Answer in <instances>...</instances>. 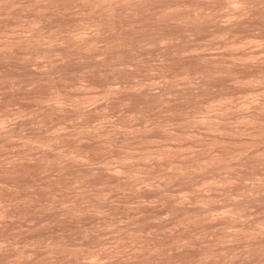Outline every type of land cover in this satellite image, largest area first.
Masks as SVG:
<instances>
[{"label": "bare ground", "instance_id": "1", "mask_svg": "<svg viewBox=\"0 0 264 264\" xmlns=\"http://www.w3.org/2000/svg\"><path fill=\"white\" fill-rule=\"evenodd\" d=\"M77 6L82 16L68 20L64 12ZM17 8L31 11L29 18L23 19L26 13ZM60 15L66 23L72 20L70 25L61 24L65 17ZM154 58L159 60L154 63ZM37 59L59 63L30 71ZM17 63H29V69ZM0 64V264H22L23 257L27 264H93L105 251L101 241L96 244L100 250L93 249L101 233L79 223L107 206L104 200L114 190L156 198L161 210L137 204L136 211L133 206L134 215L128 216L132 228L113 226L110 215L119 209L104 214L112 219L98 221V227L103 223L104 230L114 228L118 235L115 248L112 242V251L107 246L108 254L129 247L124 259L129 264H264V0H0ZM145 71L162 81L160 91L148 89L151 77L137 78ZM20 98L32 100L35 109L28 104L31 110L26 111L19 104L14 109L21 110L9 113ZM98 99L107 101L98 102L103 110ZM242 105L250 109L242 111ZM108 107L126 109L119 113L124 116L105 123L110 114L101 111ZM24 115L33 130L26 123L22 127L31 132L11 122L17 128L7 127L13 117ZM73 120L79 126L76 121L71 136L64 133L69 125L64 123ZM95 120L105 125H92ZM120 132L123 136L116 137ZM15 141L26 150L21 154L16 147L13 153L19 154L16 159L8 155L9 160L5 148ZM50 148L57 151L50 153ZM27 150L41 152L34 158L28 151L31 161L30 154L24 155ZM96 162L99 168L89 167ZM63 163L77 168L69 170ZM59 165L67 171H59ZM49 166L63 173L51 180L45 174L42 181L35 177ZM29 169L35 171L27 174L30 179L24 174ZM23 174L28 180L21 179ZM174 186L184 197L173 193ZM71 188L79 192L71 190L70 200ZM219 199L225 206L217 205ZM56 206L58 213L49 211ZM252 208L263 214L250 218ZM164 212L172 217H163L172 221L170 227L159 220ZM25 219L36 221L33 225L42 232L54 226L62 231L80 219L74 224L82 227L81 240L94 241L93 247L81 241L83 250L77 243L69 249L81 233L72 225L73 233L57 228L60 237L49 234L51 228L48 239L46 232L36 236L31 224L35 235L26 238L32 235L28 232L22 240L23 231H17ZM69 232L76 236L65 237ZM65 238L72 243L67 240V245ZM30 247L36 259L26 254ZM36 248L46 249L41 258ZM172 249L179 253L169 257Z\"/></svg>", "mask_w": 264, "mask_h": 264}, {"label": "rangeland", "instance_id": "2", "mask_svg": "<svg viewBox=\"0 0 264 264\" xmlns=\"http://www.w3.org/2000/svg\"><path fill=\"white\" fill-rule=\"evenodd\" d=\"M70 8H71V7H70ZM79 8L81 9V7H78V6H77V7H73V8H72L73 10H72V9H69V10L67 9L68 14H67V11H65V12H64V15L67 17L68 20H70V19H72V18L75 20V19L79 18V16L81 15V14H79V13H80V9H79ZM16 10H20V9L17 8ZM81 10H82V9H81ZM20 11H21V10H20ZM27 11H28V10H27ZM27 11H25V10H24V11H23V10L21 11V12H23V14L26 13V15H27V16H26V15L24 14L23 19H24L25 17H26V19L29 18L28 16H29V14L31 13V11H30L29 14H28ZM32 12H33V11H32ZM69 12H71V13H69ZM81 12H83V11H81ZM65 13H66V14H65ZM23 14H21V15L23 16ZM32 14H33V13H32ZM32 14H31V15H32ZM31 15H30V18L32 17ZM76 15H77V16H76ZM65 16L60 15V17H65ZM70 16H71L72 18H71ZM81 16H82V15H81ZM66 17H65L64 19L61 18L62 21H60V18H59V17H58L56 20H57V22L60 21V23L64 25V23H63L64 20H65V23H66V20H67ZM58 19H59V20H58ZM10 20H11V19H9V21H10ZM68 20H67V21H68ZM71 21H72V20H71ZM71 21H70V22H71ZM11 22H13V20H12ZM70 22H69V23H70ZM67 23H68V22H67ZM67 23H66V24H67ZM69 23H68V24H69ZM69 25H70V24H69ZM67 26H68V25H67ZM16 30H17V29H16ZM206 39H207V40H206ZM207 41H208V38H205V40H204L203 42H207ZM53 58H54V57H53ZM54 59H57V58H54ZM155 59H156V60H155ZM47 60H50V59H47ZM47 60H44V59H37V60L34 61V62L32 61V64H31L30 66H29V63H28L27 66H29L31 69H29V67L26 68L27 66H26V67L21 66L22 63H21V64H20V63H17V64H20V67H21V68H25L26 70L29 69L30 71H35L36 69H41V68H42L41 66L46 67L47 65H49V64H48L49 61L47 62ZM158 60H159V59H158ZM158 60H157V58H154V63H155V61H158ZM51 61H52V63H51L50 65H52L53 63H56V62H57V60H54V61H53V59H52ZM46 62H47V64H46ZM30 63H31V62H30ZM36 63H38V64H36ZM57 63H59V61H58ZM57 63H56V64H57ZM157 63H158V62H157ZM0 65H1V64H0ZM22 65H25V64L23 63ZM45 65H46V66H45ZM50 65L48 66V69H50ZM14 66H15V65H14ZM37 66H38V67H37ZM52 66H54V65H52ZM20 67H19V68H20ZM36 67H37V68H36ZM77 67H78V66H74L73 68L77 69ZM7 68H8V67H7ZM12 68H13V64H12ZM21 68L18 69V67H17V65H16V69L19 70V73H21V71H20V70H22ZM33 68H35V70H34ZM46 68H47V67H46ZM8 69H11V67H9ZM14 69H15V68H14ZM14 69H12V70H13L14 72L18 73V71H15ZM44 69H45V68H44ZM41 70H42V69H41ZM41 70H40V71H41ZM47 71H48V70H47ZM22 72H23V71H22ZM25 72H26V71H24V73H25ZM43 72H44V71H43ZM147 73H148V72L145 71V72L142 73V75H140V77H137V78H138L139 80H141V79H143V78H144V79H145V78H146V79H149L148 77H151L150 80H149V82H148V85H147V86H148V89H151L150 91H153V92L160 91V90H161V87L164 85V84L162 83V81L160 82L159 79L157 78V76L150 75V74H153V73H148V74H147ZM153 76H154V77H153ZM137 78H135L136 80L134 79L133 81H135V82L139 81ZM130 79H132V78H130V77L128 78L129 82H130ZM144 79L141 80V81H145V80H146V79H145V80H144ZM99 80H101V79L99 78ZM101 81H102V80H101ZM131 81H132V80H131ZM133 81H132V82H133ZM152 81H153L154 83H152ZM71 82H72V79H71ZM99 82H100V81H99ZM161 83H162L163 85H162ZM149 84H150V85H149ZM153 84H154V85H153ZM157 84H158V85H157ZM151 85H152V86H151ZM160 86H161V87H160ZM155 87H159V88H156V89H157V90H156V89H154ZM152 88H153V89H152ZM162 88H163V87H162ZM159 89H160V90H159ZM96 90H97V89H96ZM96 90H94V91H96ZM25 91H26V90H25ZM73 91H74V90H73ZM78 91H80V90H78ZM78 91L75 90L76 93H77ZM22 92H23V94H24V91H22ZM72 93H73V92H72ZM80 93H81V91H80ZM23 94H21V95H23ZM74 94H75V93H74ZM78 94H79V93H78ZM20 99H21V98H20ZM15 100L18 101V102L16 103V101H15V103L13 102V104H11V105L9 106L8 109H10V111L7 110L9 113H12L11 111H15V110H16V112H17V111L21 110V108H20L19 110L14 109L15 107H16V108H19V107H23V108H24V107H27L28 104H29V102L32 101V100H28V99H27V101H26V99H23V100H22V99H21V100H19V99H18V100L15 99ZM102 100H103V99H98V100H97L96 103L98 104V106H97L96 103H95L96 105L93 104V105H91V106H93V107H94V106H97V107H99V108L101 107L100 109H102V105L107 104V101L104 103V102H103L104 100H103V101H102ZM20 101H23V102H20ZM98 102H99V103H100V102H101V103L103 102V104H102V105H101V104L99 105ZM26 103H27V104H26ZM15 104H16V105H15ZM19 104H23V105H19ZM31 104H32V103H31ZM33 104L36 105V106L38 105V104H35V102H33ZM18 105H19V107H18ZM26 105H27V106H26ZM29 106H30V104H29ZM108 106H110V105L108 104ZM245 106H246V107H245ZM30 107L32 108L33 105H31ZM30 107H27V108H28L29 110H31ZM38 107H39V105L37 106V108H38ZM93 107H92V108H93ZM110 107H111V106H110ZM243 107H244V108H243ZM247 107H248V105H242V106H241V110H242V111H247V110H249L250 108H249V107L247 108ZM23 108H22V110H23ZM27 108H24V110L27 109ZM37 108H36V109H37ZM94 108H96V107H94ZM99 108H98V110H100ZM242 108H243V109H242ZM12 109H14V110H12ZM28 109H27L26 111H28ZM32 109H35V108H32ZM120 109H121V108H120ZM120 109H119V108H114V107H112V109H110V108L108 107V109H107V108L105 109L106 112L101 111V113H104V114L106 113L107 117L110 116V117H109L110 119L107 118L106 120H104L105 123H107L109 120L111 121V122L109 121L110 123H112L113 120H114V122H115V121H116L115 118H116L117 114L119 115V113H123V112L126 110V109H122V110H120ZM98 110H97V112L99 113L100 111H98ZM102 110H103V109H102ZM115 110H116V111H115ZM26 111H25V112H26ZM117 111H118V112H117ZM0 112H1V111H0ZM97 112H96V113H97ZM149 112H150V111H149ZM149 112H147V113L149 114ZM1 113H3V112H1ZM14 113H15V112H14ZM14 113H13V114H14ZM107 113H109L110 115L107 114ZM114 113H115V114H114ZM126 113H127V112H125L124 114L127 115ZM154 113H155V111H154V112L151 111V114H152V115H154ZM23 114H24V113H23ZM148 114H147V115H148ZM151 114H149L148 116H152ZM26 115H27V113H26ZM26 115H24L25 117H21V116H20L21 118L19 117V119H18V117H17L16 119L13 117V118L7 123V127H12L11 125H14V126H15V125H16V126L19 125V126H20L22 121H24V122H23V124H22L20 127L18 126V128H17V127H12V128L20 129L22 126L24 127V126H25L24 123H26V121L28 120V119L26 118ZM108 115H109V116H108ZM119 116L121 117V116H124V115L122 114V115H119ZM27 117H28V116H27ZM29 117H31V116H29ZM24 118H26V120H24ZM118 118H119V117L117 116V119H118ZM22 119H23V120H22ZM30 119H31V118H30ZM17 120H18V122H17ZM20 120H21V121H20ZM107 120H108V121H107ZM14 121H15V122H14ZM28 121H29V120H28ZM74 121H75V122H74ZM76 121L78 122L77 124H78V126H79V121H78V120H73V122H71V121H68V122H67V121H66V122L64 123V125H65V126H66V124H69V125H67L66 128H64V130H65L64 133H65L66 131H67L68 133L70 132V134H71V132H74L73 130H75L74 128H76V126H77ZM99 121H100V123H99ZM10 122H11V125L9 126L8 124H10ZM16 122H17V123H16ZM97 122H98V123H97ZM102 122H103V121H102ZM102 122H101V120H95V121L93 122L92 125L97 126V125H95L96 123H97V124H103V125H105V124L102 123ZM109 122H108V123H109ZM14 123H15V124H14ZM27 123H28V122H27ZM27 123H26L25 128H27V127L29 128V126H30V128H31V125H29V124H27ZM28 125H29V126H28ZM72 125H73V126H72ZM106 125H108V124H106ZM74 126H75V127H74ZM23 127H22V128H23ZM63 127H64V126H63ZM25 128H23L22 130H24ZM30 128H29V129H30ZM32 128H33V127H32ZM78 129H79V128H77L76 130L78 131ZM30 130H33V129H30ZM69 130H70V131H69ZM24 131H26L27 133H28V132H31V131H28V130H26V129H25ZM74 133H75V132H74ZM74 133H73V136L75 135ZM65 134H67V133H65ZM120 134H122V133H121V132H120V133H117V134H116V137H118V136H119V137H120V136L122 137V136H123V134H122V135H120ZM71 136H72V134H71ZM119 137H118V138H119ZM121 137H120V138H121ZM86 138H87V136H86ZM73 139H74V138H73ZM84 139H85V138H84ZM84 139H82V140H84ZM76 140H77V139H76ZM76 140H75V141H76ZM79 140H80V139H79ZM16 141L19 142V140H16ZM16 141H15V142H16ZM87 141H88V140H86V142H87ZM15 142H14V143L12 142V144H11L9 147H6V148H5V152H7L5 155H7V158H8V155H11V158H12V159H14V158L16 159V156L19 154V152H18V154H17V152H15V155H14V153H13V152H14V149H15L16 147H17V148H16L15 151H17V150L19 151V149H20V153H21V154L23 153V151L26 150V149H25V150H21L20 145H21L22 143L19 145L20 142H19V143H17V142L15 143ZM77 142H78L77 144L79 145V141H78V140H77ZM86 142L83 141L82 144H84V143H86ZM88 142L91 143L92 141L89 140ZM17 144H18L19 146H18ZM54 144H55V143H54ZM54 144H52L53 147H55V145H56V146H59V144H55V145H54ZM82 144H81V142H80V145H82ZM13 147H14V148H13ZM21 147L24 149V146H23V145H21ZM11 148H12V149H11ZM55 148H56V147H55ZM6 149H8V150H6ZM9 149H10V150H9ZM11 150H12V151H11ZM57 150H58V147H57ZM57 150H56V149L53 150V149L50 148L48 152L53 153V151L56 152ZM28 151H30V150H27V152H24V155L27 153L26 155L28 156L30 153H32V155H34L33 157L35 158V155L37 154V151H38V150H36V153H35V152L33 153V152H32L33 150L30 151V153H29ZM39 151H40V150H39ZM39 151H38V152H39ZM1 152H2V151H1ZM5 152L3 151V153H5ZM40 152H41V151H40ZM16 154H17V155H16ZM39 154H40V153H38V156H39ZM30 155H31V154H30ZM30 155H29L28 157H29V158L31 157V161H33L34 158H32V155H31V156H30ZM12 156H14V158H13ZM38 156H37V158H38ZM2 157H5L4 154L2 155ZM11 158H10V159H11ZM3 159H4V158H3ZM8 159H9V158H8ZM10 159H9V160H10ZM35 160H36V159H35ZM7 161H8V160H7ZM97 164H98V162H96V163L93 164V165L90 164L89 167H97V166H98V168H99V164H100V163H99L98 165H97ZM63 165H64V163H63ZM63 165H61V166L59 165V168L61 167L60 169H59L57 166H55V168H54V166H53V168H52L51 166H49V167L47 168V170H45V172H43V173H38V175H36L35 177H37L38 179L41 178V179H40L41 181H42V180H45V179H43V178L46 177V176L48 177V179H50L49 177H51V178H57V177H58L57 175H60V173H63V172H62V171H63L62 169L65 168L66 171H67L68 168H70L69 170H72L73 168H74V169L77 168V166H75V165H73V167L71 166L72 168H71V167H68L69 163H65L66 167H68V168L64 167L65 165H64V166H63ZM96 165H97V166H96ZM69 166H70V165H69ZM84 166L87 167L88 164H87V166H86V165H84ZM56 167H57V168H56ZM100 167H102V166H100ZM87 168H88V167H87ZM55 169H59V171H60V170H62V171L59 173L58 170H55ZM88 169H90V168H88ZM92 169L94 170L95 168H92ZM27 170H28V169H27ZM29 170H31V171H30V172L28 171V173L26 172V173H24V174L27 175V174L32 173V171H34L33 169H29ZM52 171H53V172H52ZM66 171H64V172H66ZM95 171H96V169H95ZM34 172H35V171H34ZM48 172H49V173H48ZM51 172H52V173H51ZM57 172H58L59 174H58ZM24 174L21 175V176H22L21 179H22V178L27 179L28 177H29L28 179H30V176H31V175H30V176L27 175V178H26V176H25ZM35 174H36V173H35ZM43 174H45L44 177H43V178L40 177L41 175L43 176ZM46 174H49L50 176H49V175H46ZM53 175H54V176L56 175L57 177H56V176L54 177ZM23 176H25V177H23ZM38 176H39V177H38ZM28 179H27V180H28ZM50 180H51V179H50ZM52 180H53V179H52ZM41 181H39V182H41ZM39 182H38V183H39ZM72 187H73V186H72ZM176 187H178V186H174V187H173V193H174L175 195L177 194V197L179 198V197L181 196L182 193H180V191L177 190ZM178 188H179V187H178ZM175 189H176V191H175ZM71 190L79 192V191H78V188H77V190L74 189V188H71V189L69 190L70 192H67V194H68V193H71V194H70L71 197H69L70 195H68V197H69L68 199H70V198L73 199V196H72V195H73V194H72L73 191L71 192ZM134 193H135V192H134ZM134 193L132 194L131 192H126V191H125V193H124L123 191L120 192V190H117V191L114 190V191L110 192V195H109V194L107 195V199H106V200H107V201H106L107 203L105 204V200H104V203H103V205H107V204H108L109 207H107L108 205H107V206H104V208H103V206H101V208H102L101 211H102V212H100V209H101V208H100V209L98 208V209H99V212H97V211H95V212L92 211V212H89V214L87 213V215H85L84 218H82V220H83V221H81L82 223H81V222L79 223L80 219L76 222V223H79L80 225L82 224V226H83L84 223H86L87 226L85 225V226H83V227H86V229H90V228L93 229V228H94V230H96L95 233H96L97 235H99V233H101L100 236H99L101 240H97V241H96L97 243L94 242V241L88 240V239L84 240V241H85V242H84V241H83V237H82V240H81L82 231H81L80 229H82V227L78 228V225H79V224H78V225H75V224H76L75 222H74L75 224L72 222L73 225H72L70 222H69V223H66L67 225L70 224V225H72L73 227H76V226H77L76 229H78V230L81 231V233H79V232H77V230L75 229L76 231H75L74 233L77 232L76 235L79 236V234H80V236H79V238L76 237L78 240H76V238H75V241H72L74 244H73V243L71 242V240H69V239L74 238L73 236H76V235H73V234H72L73 236H72V238H71V237H70V234H71L70 232H69L68 234H65V237H67V235H69V236H68L69 239H66V238H65V239H66L65 242L68 240V241H70V242L72 243V245H71L72 247H69V246H68L69 249L74 248L73 246L76 245V243H77V246H78V244L80 245L81 241H83L82 243H84V244L86 243V244H85L86 247H87V245H90V247H91L92 244H93V242L95 243V244H93V246H94V245L100 243V241H101V243L104 244V245H101V246H104V249H103L102 247H101V249H102V251L105 250V251H103V252H105V253L102 252V253H101L102 255H100V253H98V254H99V255L97 256L98 258H97V257H96L97 259L94 258L95 261L92 260V261H93V264H97V263H98V264H118L121 260L123 261L125 258L127 259L128 255H129L130 252H131L130 250H129V251H126V249L128 250L129 247H128V248H125V252L123 251L124 249L121 250V251H122V253L120 252L121 254H119V251H118V250L114 249L112 253H114V255H116V256L112 255L111 252H109V254L106 253L107 251H109L108 247L110 248V246H111V244H112L113 242H115V243L117 242V241H116V240H117L116 238H117L118 235L116 234V232H115L114 234L112 233V232H114V228H113V231H111V230H112L111 227H110L111 230H110V229H105V230H104V228H103L104 224H103V223H102L103 226H102V225H100V227H98V226H99L100 222L104 221V220H102V219H105V217H106V216L104 217V214H107V213H108V215H109V214H112V213H114V212H113L114 209H115L116 211H118L117 209H119V212H117L116 214L114 213V215H110V216H114V219H112V217H111V218H110V217H107V218H109V220L112 219V222L114 221V222H113V223H114L113 226H114L115 224H117V225H118L117 227H120V228H121L122 226L125 227V226H129V225H130L129 221L131 220V218H130V217L132 216L131 213L134 215V213H133V208H135L137 204L139 205V207H141L140 205H142V207H141L142 209H147L146 207H148V209H150V208H152V207H153V208H156V206H160V203H159L158 201L156 202V198H155V199H153V198H148V197L143 198V196H142L141 198L138 196L139 199L137 198V196H136V198H133L135 195H138L137 193L134 195ZM130 194H131V195H130ZM122 195H123V196H122ZM124 195H125V196H124ZM128 195H130V196H128ZM132 195H134V196L131 197ZM179 195H180V196H179ZM110 196H111V197H110ZM121 196H122V197H121ZM173 196H174V195H173ZM182 196L184 197L183 194H182ZM182 196H181V197H182ZM115 197H116L117 199H116ZM125 197H126V198H125ZM129 197H130V198H129ZM175 197H176V196H175ZM177 197H176V198H177ZM64 198H65V197H64ZM113 198H115V199H113ZM68 199H67V196H66V200H65V201H67ZM70 200H71V199H70ZM120 200H121V201H120ZM129 200H131V201H129ZM133 200L136 201V202H134ZM137 200H138V201H137ZM141 200H142L143 202H142ZM219 200H220V201H218L217 205L220 206V205L222 204L220 207L225 206V202H224V200H222V201H221V199H219ZM110 201H111V202H110ZM184 201H185V202H184ZM184 201H183V202L186 203V200H184ZM68 202H71V201H68ZM114 202H115V203H114ZM187 202H188V201H187ZM127 203H128V205H127ZM156 203H159V204L156 205ZM66 204H67V203H66ZM68 204H70V203H68ZM68 204H67V205H68ZM111 204H113L114 206L112 207ZM118 204L121 205L120 207H122V208H120ZM122 204H124L125 206L122 205ZM143 204H144V205L146 204V205L144 206L145 208H143ZM154 204H155V207L153 206ZM186 204H187V203H186ZM129 205H130V206H129ZM147 205H152V207L147 206ZM58 206H59V205H58ZM110 206H111V207H110ZM115 206H117V208H115ZM133 206H134V207H133ZM56 207H57V206H56ZM123 207H125V209H124ZM130 207H131V208H130ZM132 207H133V208H132ZM149 207H150V208H149ZM60 208H62V207L59 206V209H60ZM107 208H108V209H107ZM109 208H110V211H111V212H110V211L107 212V210H109ZM112 208H113V209H112ZM126 208H127V210H126ZM256 208H257V207H256ZM258 208H259V207H258ZM54 209L57 210L58 207H57V208H53L52 210H49V211H50V212H51V211H54ZM59 209L57 210L58 212L61 211V209H60V210H59ZM106 209H107V210H106ZM111 209H112V210H111ZM121 209H122V210H121ZM135 209H136V208H135ZM158 209L161 210V206H160V207H157L156 211H158ZM223 209H225V208H223ZM223 209H222V210H223ZM254 209H255V208L250 209V218H252V217L255 218V216L258 217V216H260V214H261V215L263 214V211H262V210H261L262 212L260 213V210H257V211H256V210H254ZM103 210H104V211L106 210V211L104 212ZM120 210H121V211H120ZM123 210H124V211H123ZM125 210H126V211H125ZM222 210H221V211H222ZM57 211H54V213H56ZM116 211H115V212H116ZM128 211H129V212H128ZM131 211H132V212H131ZM136 211H137V209H136ZM136 211H135V212H136ZM154 211H155V210H154ZM221 211H219L218 213H220ZM252 211H254V212H252ZM58 212H57V213H58ZM109 212H110V213H109ZM162 212H163V211H162ZM222 212H223V211H222ZM52 213H53V212H52ZM91 213H92V214H91ZM102 213H103V214H102ZM259 213H260V214H259ZM48 214H49V212H48ZM98 214H99V215H98ZM101 214H102V215H101ZM125 214H126V215H125ZM129 214H130L131 216H130ZM115 215H116V216H115ZM90 216H91V217H90ZM102 216H103V217H102ZM128 216H130V217H128ZM164 216H167V217H165L166 219L170 217V216L168 217V215L166 214V212H164V213L161 214V217H160L161 219H159V220H161V222H162V220H163L165 223L168 222V225H169V227H170L171 224H170L169 222H172V221H171V220H169V221H168V220H165V218H163ZM86 217H87V218H86ZM93 217H94V218H93ZM107 218L105 219L104 222H106ZM128 218H129V220H128ZM170 218L172 219V217H170ZM170 218H169V219H170ZM101 220H102V221H101ZM159 220H158V221H159ZM24 221H25V222H24ZM91 221H92V222H91ZM98 221H100V222L97 223ZM107 221H108V220H107ZM26 222H27V223H26ZM32 222H33V220H26V219H25V220H21V221L19 222V227H20V228L18 229L17 233H20V232L23 231L22 234H19V237H20V236H21V237H22V236H25L26 234H28V232L31 233V231H32L31 228H32L33 226L36 228V224L33 225L36 221H34L33 223H32ZM123 222H124V223H123ZM130 222H131V224H132V220H131ZM155 222L158 223L156 220H155ZM159 222H160V221H159ZM164 222H163V224H165ZM36 223H37V222H36ZM88 223H89V224H88ZM94 223H95V224L97 223V226H96ZM147 223H148V222H147ZM149 223H151V224L154 226V224H153L151 221H150ZM156 223H155V224H156ZM20 224H21V225H20ZM26 224H27V225L30 224V225H28V226H29V228H30L31 230H29V231L27 230L28 226H27ZM31 224H32L33 226H31ZM66 224H65V225H66ZM92 224H93V225H92ZM144 224H145V223H144ZM151 224H149V225H151ZM24 225H25V226H24ZM65 225H64L63 227H65ZM70 225H69V226H66L68 229H66V227H65V229L62 227V228H63L62 231H61V229H59V228H60L59 226H58L59 228H58V227H55V226H54V227H51L52 229L49 228V230H50V229H51V230H50V231L48 230V231H49V234H51L52 232H53V234H54V232H55L54 235H55L56 237H60V233H58V232L61 231V232H63V234H64L65 230H66L67 232H68V231H71L70 229H72L73 227L70 226ZM119 225H120V226H119ZM124 225H125V226H124ZM145 225H146V224H145ZM160 225H161V223H160ZM165 225H166V224H165ZM165 225H161V226H165ZM168 225H166L167 228H169ZM21 226H22V227H21ZM89 226H92V227L89 228ZM94 226L97 227L98 229L95 228ZM134 226H135V225L132 224V227H134ZM143 226H144V225H143ZM153 226H152V228H153ZM157 226H159V223L157 224ZM87 227H88V228H87ZM101 227H102V228H101ZM104 227H105V226H104ZM129 227H131V226H129ZM132 227H131V228H132ZM144 227H149V226H144ZM35 228H33V231L36 230V231H35V232L37 233L36 236H43L45 232H46L47 234H45L44 237H46L47 235L49 236L47 230H45V232H44V229H48V228H44V229H43V232H44V233L41 231V230H42L41 228H40L41 230H40V229L38 230V228H36V229H35ZM53 228H56V229L54 230ZM57 228L59 229V231L56 232ZM69 228H70V229H69ZM99 228H100L101 230L103 229V230H102L103 233L100 231ZM149 228H151V226H150ZM152 228H151V230L153 231L154 229H152ZM154 228H155V227H154ZM157 228H158V227H157ZM83 229H84V228H83ZM155 229H156V228H155ZM169 229H170V228H169ZM37 230H38V231H37ZM53 230H54V231H53ZM72 230L74 231V228H73ZM109 230H110L111 232H110ZM19 231H20V232H19ZM73 231H71V232L73 233ZM107 231H109V232H107ZM229 231L231 232V229H230ZM229 231L227 230V232H229ZM35 232H34V233H35ZM67 232H66V233H67ZM34 233H31L32 235L29 234V235H27V237H26V236H25V237L28 238V237H30V236H33V235H35ZM111 233H112V234H111ZM57 234H59V235H57ZM61 234H62V233H61ZM63 234H62V235H63ZM51 235H52V234H51ZM62 235H61V237H64V236H62ZM109 235H110V236H109ZM114 235H116V238H115ZM36 236H35V237H36ZM48 236H47L46 238L49 239ZM102 236H103V237H102ZM112 236H113V237H112ZM21 237H20V238H21ZM52 237H53V236H52ZM52 237H50V238L52 239ZM68 237H67V238H68ZM20 238H19V239H20ZM54 238H55V237H54ZM54 238H53V239H54ZM113 238H114V239H113ZM21 239L23 240V239H25V238L23 237V238H21ZM21 239H20V240H21ZM79 239H80V240H79ZM84 239H85V238H84ZM102 239H103V240H102ZM73 240H74V239H73ZM108 240H109V241H108ZM112 240H114V241H112ZM201 240H202V239H201ZM207 240H208V239H207ZM207 240L204 239L202 242L206 244L205 241H207ZM68 241L66 242L67 245H68ZM98 241H99V242H98ZM70 242H69V245L71 244ZM79 242H80V243H79ZM111 242H112V243H111ZM202 242L200 241V243H199L200 246H201ZM101 243H100V244H101ZM115 243H113L111 247L115 246ZM84 244H81L80 246H81V247H84V246H85ZM4 245H5V244H3V246H4ZM82 245H84V246H82ZM1 246H2V245H1ZM77 246H76V248L80 247V246H78V247H77ZM93 246H92V247H93ZM96 246H97V249L100 250V249L98 248V245H96ZM96 246H94V247H95V248H93L94 250L96 249ZM107 246H108V247H107ZM202 246H203V245H202ZM81 247H80V248H81ZM88 247H89V246H88ZM88 247H87V249H88ZM105 248H106V249H105ZM113 248H115V247H113ZM23 249H24V248H23ZM27 249H28L27 253H26V251H24V252H25L26 254H29V253L31 254V253H33L32 255H33L34 258L36 259V257H35L36 255H34V251L32 250V252H29V251H30L31 249H33V248L30 247V249H29V248H27ZM27 249L25 248L24 250H27ZM37 249H38V248H36L35 252L38 253L39 251H41V250L37 251ZM40 249H41V248H40ZM42 249H43V248H42ZM81 249L83 250V248H81ZM85 249H86V248H85ZM85 249H84V250H85ZM107 249H108V250H107ZM129 249H130V248H129ZM45 250H46V249H45ZM45 250H43V251H45ZM106 250H107V251H106ZM110 250H111V248H110ZM43 251H41V254H42ZM85 251H86V250H85ZM111 251H112V250H111ZM114 251H115V252H114ZM116 251H118V253H116ZM175 251H176V252H174L173 249L170 250V251H168V256H169V257H173V256H175L176 254L179 253V251H177V250H175ZM192 251H193V250H192ZM28 252H29V253H28ZM45 252H46V251H45ZM126 252L129 253V254H127ZM171 252L173 253V254H171V255H173V256L169 255V253H171ZM180 252H181V250H180ZM174 253H175V255H174ZM35 254H36V253H35ZM41 254H37L39 258H41L40 256H43V254H42V255H41ZM106 254H108V255L106 256ZM32 255H30V256H31V259H33V258H32ZM59 255H60V254H59ZM117 255H118V256H117ZM120 255H122V256H120ZM26 256H28V255H26ZM30 256H29V257H30ZM101 256H103V257H101ZM104 256H105V257H104ZM110 256H112V257H110ZM81 257H82V258H85L86 256H81ZM99 257H100V258H99ZM117 257H119V258H117ZM27 258H28V257H27ZM39 258H38V259H39ZM82 258H81V259H82ZM107 258H108V259H107ZM21 259H22V258H21ZM21 259H19V260H21ZM23 259H24L23 263L25 264V263H26L25 260H28V259H26V257H25V258L23 257ZM31 259L29 258V260H31ZM81 259H80V262L83 263V259H82V261H81ZM86 259H87V257L85 258V260H86ZM92 259H93V258H92ZM111 259H113V260H111ZM129 260H130V259H128L127 262H126V260H124V261H125L126 264H127V263L129 262ZM86 261H87V260H86ZM88 261H90V259H88ZM124 261H123V262H120L119 264H121V263L125 264ZM130 261H131V260H130ZM18 262H19V261H18ZM20 262H21V261H20ZM84 262H85V261H84ZM106 262H107V263H106ZM23 263H22V264H23ZM85 263H86V262H85ZM85 263H84V264H85ZM89 263H90V262H89ZM89 263H87V264H89ZM129 263H130V262H129ZM129 263H128V264H129ZM163 263H164V262H163ZM163 263L160 261V262H158L157 264H163ZM209 263H210V264H213V263H211V262H209ZM209 263H208V262H205V263H203V264H209ZM19 264H20V263H19ZM26 264H27V263H26ZM90 264H91V263H90ZM164 264H165V263H164Z\"/></svg>", "mask_w": 264, "mask_h": 264}]
</instances>
